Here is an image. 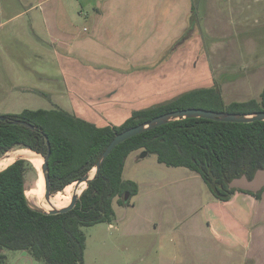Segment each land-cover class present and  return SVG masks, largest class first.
Returning a JSON list of instances; mask_svg holds the SVG:
<instances>
[{
	"label": "rangeland",
	"instance_id": "obj_1",
	"mask_svg": "<svg viewBox=\"0 0 264 264\" xmlns=\"http://www.w3.org/2000/svg\"><path fill=\"white\" fill-rule=\"evenodd\" d=\"M137 2H151L144 9L158 16L157 24L143 26L144 42L134 26L123 23ZM225 2L0 0V116L62 108L99 127L119 126L136 111L214 85L228 104L259 100L264 59L240 52L237 44L252 38L264 47V9L262 4L250 14L241 9L240 23L255 18L257 25L238 30L230 25L236 23V10ZM108 5L123 14L119 22L105 20ZM194 5L200 26L187 43L167 55L188 31L187 13ZM68 41L76 45L66 56L58 46L68 49ZM132 41L143 44L136 55ZM56 49L63 56H57ZM17 151H12L14 161L22 155H15ZM143 152L129 156L123 173L125 180L139 185V194L128 198L129 206L114 201L116 217L111 223L83 228L84 264H264V215L254 220L251 238L240 233L237 222L216 208V199L197 172L168 167L156 155L141 158ZM34 168L27 175V197L40 207L30 193L43 184L41 171ZM262 204L258 214L264 213ZM211 226L225 230H217L222 240ZM232 234L240 244L250 238L252 248L233 253L227 248ZM4 255V264H47L25 251L5 250Z\"/></svg>",
	"mask_w": 264,
	"mask_h": 264
},
{
	"label": "trees",
	"instance_id": "obj_2",
	"mask_svg": "<svg viewBox=\"0 0 264 264\" xmlns=\"http://www.w3.org/2000/svg\"><path fill=\"white\" fill-rule=\"evenodd\" d=\"M189 22L188 31L167 55L187 43L200 26L195 5ZM191 108L234 114L264 112V88L259 100L229 104L216 85L193 89L168 103L136 111L119 126L99 127L62 108L24 110L6 117L31 124L35 130L0 122V157L15 149L47 157L51 150V193L57 196L96 167L116 135L161 115ZM139 150L156 155L168 167L197 172L214 198L227 202L240 191L229 189L233 179L243 175L252 179L264 169V121L181 119L132 137L111 152L76 207L64 214L42 213L30 205L27 175L36 169L30 161L17 160L0 172V264L6 259L5 250L25 251L47 264H84L87 237L83 228L111 223L116 217L114 201L129 206L126 196L132 199L139 194V185L123 178L127 159ZM244 193L260 199L264 189Z\"/></svg>",
	"mask_w": 264,
	"mask_h": 264
},
{
	"label": "water",
	"instance_id": "obj_3",
	"mask_svg": "<svg viewBox=\"0 0 264 264\" xmlns=\"http://www.w3.org/2000/svg\"><path fill=\"white\" fill-rule=\"evenodd\" d=\"M191 118H202V119H207V120H212V121H217V122L246 123V124H248V123H253V122H257V121H260V122L264 121V112H257V113H253V114H234V113H226V112H216V111L205 110V109H200V108L199 109L191 108V109H186V110H179V111L170 112V113L161 115L159 117H156V118H154L148 122L140 124L136 127L130 128V129L116 135V137L109 144V146L107 147L105 152L99 158L96 167L89 174H87L86 176L76 180L73 184H71V185L75 186V189H76L75 194L72 196L71 202L68 204V206H66L64 208H58L52 202V197L54 195H52V193H51V175H50V166H49V159L51 157V150L49 151L47 157H43L42 155H40L34 151L29 150L36 155V158H34L35 160L36 159L42 160L40 173H41V179L43 182L44 202L49 204L50 210H45L42 207L32 206L29 199H28L30 205L35 210L42 212V213L50 214V215L64 214V213H68V212L72 211L76 207L77 202L79 201L80 197L82 196V193L84 192V190L87 189V187L91 184V182L100 173V170H101L103 163L105 162L107 157L111 154V152L118 145L124 143L125 141L129 140L132 137L143 134L149 130L158 128L160 126H164L166 124H169L171 122H175V121H178L181 119H191ZM6 121L10 122L12 124H15V125H23L27 128L35 130V127L33 125L28 124L24 121L11 120V119H8L6 116H0V122H6ZM147 155H148V153L145 151L141 154V158H145ZM12 156H13L12 152H9L8 154L4 155L3 158L0 159V163H1V160L11 158ZM34 159L32 158V160H34ZM17 160L30 161L29 157L26 155H23V154L21 156H19L14 162H16ZM30 162L32 163V161H30ZM6 168H4V169H6ZM83 185H85V188L82 190L81 193H79V189ZM229 189H235V190L250 192L253 194H257V193L261 192L264 189V169L258 170L252 179H249L246 175H243L240 178L233 179L229 183ZM128 197L129 196H126L127 199H128Z\"/></svg>",
	"mask_w": 264,
	"mask_h": 264
},
{
	"label": "crops",
	"instance_id": "obj_4",
	"mask_svg": "<svg viewBox=\"0 0 264 264\" xmlns=\"http://www.w3.org/2000/svg\"><path fill=\"white\" fill-rule=\"evenodd\" d=\"M47 1H49V0H42V2H47ZM147 1H149V0H147ZM216 1H218V0H216ZM228 1H230V0H226L225 5L229 6L231 9L233 7V9L236 10V18H237L236 23H235V21L233 22V20L231 21V23H232V24L230 23L231 26L238 27V30H239V27H241L242 30H245L244 29L245 27H251L252 25H257V21L255 18L252 20V22L250 24H247V25H245L244 23L241 24L240 23V16H241L240 10L241 9L247 10L246 14H250L251 10H253V8L255 7L256 4H258V5L262 4V8L264 9V0H231L232 3H229ZM145 4H147V5L145 6ZM149 5H152L151 2H147V3H138L137 2V4L134 3L133 8H136V10H133L132 12H130V18L128 21L123 22L124 24L127 23V24H131L132 26H134V32L137 34H140V41H142V42H144V40H145V38L143 37L144 32H145V29L143 28V26H148V25L153 26L154 24L158 23L156 20L158 16L156 14H148L147 9H144L146 7H149ZM105 9L107 12L105 15L106 16L105 20L107 22H110V23L111 22H113V23L119 22L117 18L121 17L123 14L118 15V13H114V11H116L117 8L111 9L110 6L108 5V6H106ZM97 16H100V12L98 13ZM190 16H191V12L187 13L188 20L190 19ZM114 19H117V20H114ZM260 23L258 22V24H260ZM262 24H264V21L262 22ZM230 25L224 24L223 26H225L224 27L225 29H229ZM148 31H150V28L148 29ZM262 32H264V28L262 29ZM240 35H241V33L239 31L235 35V39L237 36H240ZM63 42H65V41L61 40V44H59V45L63 46L64 45V44L62 45ZM68 42H70L67 46L68 49L65 47L62 48V47L58 46L59 49L65 51L64 53L66 56H68V53H70V52L74 53L72 50H73L74 46L76 45L75 43H72L71 41H68ZM134 42L135 41H132L131 43H133V44H131V45L133 46V48L135 50V53H133V54L136 55L142 49L143 44H141V43L136 44ZM134 44H136V45H134ZM261 46H262L261 40L259 41V43H255L254 39L252 40V38H251L250 42H241V44H239V43L237 44V47L239 48L238 50L240 52L241 51H247V54H251V55L253 54L258 58L262 57V59H264V49H263L264 47H261ZM263 46H264V44H263ZM77 47H79V46H77ZM250 49H251V51H250ZM257 49H258V51H256ZM262 49H263V53L261 55L260 53H261ZM56 52H57V56H59V55L63 56L62 52L60 54L57 49H56ZM248 52H252V53H248ZM69 55H71V54H69ZM67 111L70 112V110H67ZM263 201H264V193L262 194V197L260 199H257V198H255V197H253L247 193L236 192L232 196L230 201L223 202V201L216 200V202H213V203H215V205H217L216 208H218V209L222 208L223 210H225L224 213L226 215H228L234 222H237V225H236V228H238L237 231H239L240 233H243V234L244 233L248 234V235H250V238H251L253 236L251 228H253L252 226L255 223L254 220H257L256 217L260 218L261 215H264V213H262L261 211L259 214L256 211L257 210L256 208L263 206V204H262ZM221 213H220V215H221ZM211 229H212L211 231H213L215 233V235L218 237V239L222 240L220 238V235L217 233V230H220V232H222V234H225L224 233L225 230H223L221 227H218V226H211ZM238 238H239L238 236L235 237L233 234H232V236L228 237V241H227L228 247L227 248H230L231 250H233V253L239 252V250H241L242 248H245V250L246 249L250 250L252 248L253 244L251 243L252 240H250V238L244 244H240L239 243L240 240L238 241ZM248 254H250V253H248Z\"/></svg>",
	"mask_w": 264,
	"mask_h": 264
},
{
	"label": "bare ground",
	"instance_id": "obj_5",
	"mask_svg": "<svg viewBox=\"0 0 264 264\" xmlns=\"http://www.w3.org/2000/svg\"><path fill=\"white\" fill-rule=\"evenodd\" d=\"M14 154L15 155L16 154H23V155L28 156L29 160L32 161V163L37 167V169L39 171H41L42 160H40V159L35 160L34 158H36V155L33 152H31L29 150H20V151L15 152ZM32 158L34 160H32ZM13 162H14V159H12V158L1 160L0 171L3 170L4 168H6L7 166H9L10 164H12ZM37 188H38V190L33 189L30 192L32 194V198L33 197L37 198V202H35V203L38 204L40 207L44 208L45 210H50L49 204L44 202L43 184L41 183L39 187L37 186ZM84 188H85V185L81 186L79 189V193H81ZM75 190H76L75 186L70 185L69 187H67L64 190L63 193L61 192L62 194H59L57 196L52 197L53 204L58 208H64V207L68 206V204L71 202L72 196L75 194ZM33 201H34V199H33Z\"/></svg>",
	"mask_w": 264,
	"mask_h": 264
},
{
	"label": "flooded vegetation",
	"instance_id": "obj_6",
	"mask_svg": "<svg viewBox=\"0 0 264 264\" xmlns=\"http://www.w3.org/2000/svg\"><path fill=\"white\" fill-rule=\"evenodd\" d=\"M238 192H240V191H238ZM244 192H245V191H244ZM244 192H243V193H244Z\"/></svg>",
	"mask_w": 264,
	"mask_h": 264
}]
</instances>
